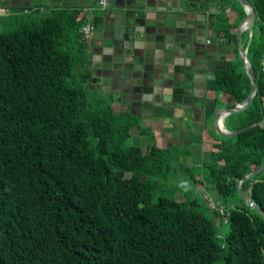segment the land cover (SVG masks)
<instances>
[{"label":"trees","instance_id":"trees-1","mask_svg":"<svg viewBox=\"0 0 264 264\" xmlns=\"http://www.w3.org/2000/svg\"><path fill=\"white\" fill-rule=\"evenodd\" d=\"M249 1L255 20L243 47L258 89L229 131L264 120V0ZM23 16L0 33V264H264V216L237 190L264 167V126L218 137L204 181L237 202L206 214L163 187L179 149L154 136L147 152L134 145L133 127L150 130L115 110V93L92 87L83 12ZM241 65L237 57L207 85L233 107L253 88ZM241 191L264 210V171Z\"/></svg>","mask_w":264,"mask_h":264},{"label":"crops","instance_id":"crops-1","mask_svg":"<svg viewBox=\"0 0 264 264\" xmlns=\"http://www.w3.org/2000/svg\"><path fill=\"white\" fill-rule=\"evenodd\" d=\"M148 1L145 4H138V6L132 5L138 18L132 16L131 19L128 18L127 20L121 15V12L117 13V7L124 8L129 3L134 4L126 0H112L110 8L106 11L98 8L99 0H0V19L10 24L11 21L9 20L15 22L16 16L20 14L34 20L46 18L55 11L80 10L83 12L84 27L89 23L93 29L91 38H89L90 43L86 46V53L89 58L87 67H91L92 73L97 76L94 80L95 84L102 86L106 92L115 93L114 96L120 99V102L115 105V110L118 113L134 112V115L140 116L142 124L146 123L145 125L150 126L151 128L148 129L155 134L157 146L166 148L169 144L168 138L174 139L175 143L181 145L173 147H177L188 158H191L188 148L194 146L195 152L200 150L205 160H210L211 153L219 145L218 137L221 136L215 130V125L223 126L229 131L228 124H231L232 114L226 116L222 113L219 116L222 117V125L221 123L217 125L218 114L221 110L234 108L232 105L235 100L227 92L218 94L217 90H208L207 85L210 80L216 79L218 71L223 70L228 63L236 61L239 57L238 31L247 16L246 9L239 3L236 5L235 0H209L211 5H218L220 10L203 7L204 10L200 6L204 4V0H182V12L187 16L190 14L194 18L192 22H195V17L201 10L206 13L207 20L204 22V26L202 25L197 30L201 36L206 35L203 39L207 40L206 45L211 47L209 51L212 53L206 50L205 60L196 61L194 60V45H192L191 49L186 48L183 56L178 54L177 62H174L175 56L173 55V61L167 64L171 67L165 68L168 72H170V68L173 73L177 74L176 79H178L179 85L174 87L172 82L174 75L170 73L172 80L168 82L163 91H158L154 96H147V102L142 108L129 109L127 107L131 105L134 99H141L138 94H129L132 92L131 85L124 90L121 80L117 82L115 80H101L103 72L101 58L105 50L112 49L111 41L114 40L112 38L115 36L124 40L123 38H127L130 34L137 40L144 41V38L149 37V35L150 38L164 40L167 34H176L175 32L180 30L172 21L177 20L176 16L172 15V12L170 13V9L176 8L178 0H150V3ZM89 8L93 10L88 12L87 9ZM158 9H164V11H157ZM242 12L246 15H241ZM152 28L156 30V34L152 32ZM144 30H146L145 34H143ZM228 30L229 35L227 34ZM188 31H194V29L190 28ZM251 31L246 30L242 33V46L243 34L252 33ZM218 40L221 43L218 44ZM174 53H177L176 50ZM191 59L195 62L193 63ZM181 80L185 81L186 88L184 89L180 87ZM154 85L153 81L145 84L151 91L149 94L152 93ZM123 94L125 104L121 102ZM164 97L168 100H165ZM179 119L182 121L184 119H187L186 121L191 120L192 126L178 123L177 120ZM138 130L140 136H143L139 128ZM134 131L137 132V129ZM148 142L149 145L152 144L150 139Z\"/></svg>","mask_w":264,"mask_h":264},{"label":"water","instance_id":"water-1","mask_svg":"<svg viewBox=\"0 0 264 264\" xmlns=\"http://www.w3.org/2000/svg\"><path fill=\"white\" fill-rule=\"evenodd\" d=\"M127 2H132L134 4H128L127 7L124 8H118L117 7V13L121 12V15L125 17V19L128 20L131 19V17H137L138 15L135 13L134 6H138V4H145L148 0H126ZM239 4H241L246 9L247 16L244 18L243 23L246 20H251V26L247 28H243V24L241 23L238 31V41H239V55L241 56V61L244 64V69L246 73L248 74L251 84L253 86L252 92L248 99L240 104L237 105L234 108H227L224 110H221L218 114V117L223 113L230 115L235 113H241L245 110H247L251 103L253 98L255 97L257 93V81H256V75L250 60V57L248 55V50L243 48L241 43V36L244 31H248L252 29L254 20H255V9L254 5L249 0H235ZM151 2L150 0L148 1ZM182 0H178L177 6L174 10L170 9V13L172 15H175L177 20H172L175 25H177V28L182 31H176V34L168 35L164 38V40L160 39H154L146 36L143 40H137L134 36H131L128 34L127 38H123L124 40H121L114 36V40L111 41L112 49L109 51L105 50L104 55H102V75L101 80H115L122 81V87L125 90L127 86L131 85L132 92L129 94H138V96H141V99L136 98L131 103L132 107H140L142 108L146 104V98L150 95H156L158 91L166 88V85L168 82H171V75L170 73H173L171 69L169 68L170 72L166 70L165 67H171L168 64V62L175 60L174 62L178 61V54L184 55V51L186 48L191 49V46L194 45V60H205L206 56V50L208 52L211 49V47H208L206 45V41L203 39V37H206V35H200L198 32V28L202 25L204 26V22L206 19V13H204L202 10L199 14L196 15L195 22H192L194 18L189 14L182 12ZM201 4V3H199ZM144 6V5H143ZM202 8H217L220 10L219 6L216 4L211 5V2L209 0H204V4L200 5ZM141 8V7H139ZM204 9V8H203ZM205 10V9H204ZM157 11H164V9H158ZM192 18L190 21L189 19ZM205 18V19H204ZM190 28H193L194 31H188ZM152 32H155L156 30L152 28ZM188 29V30H187ZM146 33V30H144V33ZM205 34V33H204ZM221 43L220 40H218V44ZM176 50L177 53H174ZM212 53V52H211ZM173 55L175 58L172 60ZM191 59V61L194 63L195 61ZM174 80H172L174 87L176 85H179V81L177 78V74L173 73ZM155 83V85L152 88V93L149 90L148 86H145L147 82ZM180 81V87H183L182 89L186 88L185 81ZM183 83V84H182ZM183 85V86H182ZM177 90V89H176ZM180 90V89H178ZM143 96V97H142ZM165 100H168V98L164 97ZM123 102L125 101L124 94L122 95ZM261 125L264 126V120L256 123L250 127ZM249 126L246 128H243L236 132H229L226 129H221L218 126L215 125V130L217 133L224 137H234L243 132L244 130L250 128ZM226 130V131H225ZM264 171V167L257 169L253 173L248 174L246 177H244L241 180L237 181V190L240 193L241 197L244 199L245 204L250 207L251 209L256 210L260 214L264 216V210L256 204L248 195L244 194L241 191V186L244 181H247L251 178H253L258 173Z\"/></svg>","mask_w":264,"mask_h":264},{"label":"rangeland","instance_id":"rangeland-1","mask_svg":"<svg viewBox=\"0 0 264 264\" xmlns=\"http://www.w3.org/2000/svg\"><path fill=\"white\" fill-rule=\"evenodd\" d=\"M238 5V2L236 3ZM239 24V22H237ZM15 25V24H14ZM246 24L243 25V27ZM15 26H12V24H9V22L5 23L3 20L0 19V33L12 31ZM239 60L241 61V56L239 55ZM241 67L244 69V65L241 61ZM95 83H92V87H94ZM104 89V88H103ZM117 103V102H116ZM131 115V113H129ZM134 115V112H132ZM238 114V113H235ZM234 115V114H232ZM132 116V115H131ZM216 116V115H215ZM214 116V117H215ZM238 117L237 115L232 116L231 118V124H228V127L230 130H234L236 126L239 125L238 120L236 119ZM131 121L136 122V124H141V126L147 130L148 128H151L150 126L145 125L146 123L142 124V118L140 116L138 117H131ZM136 118V119H135ZM187 119L177 120L178 123H183L187 126H192V121H186ZM175 121V120H174ZM222 125V117L219 118V124ZM233 123V124H232ZM135 124V125H136ZM223 127V126H222ZM224 128V127H223ZM134 129H137V132L134 131ZM132 132V138L131 142L136 146L143 147L144 152H147L149 144V139L151 137H155L154 133L145 134V136H140L138 127H133L131 130ZM213 132V131H211ZM222 138H227L224 136H220ZM156 138V137H155ZM168 149H171L173 146H180L181 144L175 143V140H170L168 138ZM159 146V145H158ZM160 147V146H159ZM189 152L191 155V158H188L180 151V160H175L173 163V170L168 174L166 182L163 181V187L169 191L176 192V199L179 201L184 199L183 196H188L189 199H196L202 211H204L206 214H212L214 212V209H217L219 211L223 209L229 210L231 207H233L237 200L232 202L231 199H224L215 189V187L210 183V181H204L203 172H205V166L206 162H209L210 160H205L204 155L200 152V150H197L195 152L194 146H190ZM174 153V152H173ZM193 155V156H192ZM203 166V167H202ZM247 195V194H246ZM213 208V209H212ZM228 231L227 225H223L220 228V232L222 235H226ZM223 238V236H222Z\"/></svg>","mask_w":264,"mask_h":264},{"label":"built area","instance_id":"built-area-1","mask_svg":"<svg viewBox=\"0 0 264 264\" xmlns=\"http://www.w3.org/2000/svg\"><path fill=\"white\" fill-rule=\"evenodd\" d=\"M111 1L112 0H99V2H98V8L101 9V10H103V11H106L107 9L110 8ZM90 10H93V9L92 8L87 9L88 12ZM92 31H93L92 26L89 23L86 24V26L81 31L84 34V36L81 37L82 40L88 41L89 38H91V32Z\"/></svg>","mask_w":264,"mask_h":264},{"label":"bare ground","instance_id":"bare-ground-1","mask_svg":"<svg viewBox=\"0 0 264 264\" xmlns=\"http://www.w3.org/2000/svg\"><path fill=\"white\" fill-rule=\"evenodd\" d=\"M244 24H246L243 28L245 29V28H247V27H249L250 26V24H251V20H247L245 23H243V25ZM242 25V26H243ZM220 118V117H219ZM219 124V119H218V121H217V125ZM219 127L222 129L223 127L222 126H220L219 125ZM223 130H224V128H223ZM226 131V130H225Z\"/></svg>","mask_w":264,"mask_h":264}]
</instances>
